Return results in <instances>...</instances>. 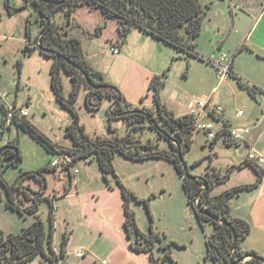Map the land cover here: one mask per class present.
<instances>
[{"label": "rangeland", "instance_id": "rangeland-1", "mask_svg": "<svg viewBox=\"0 0 264 264\" xmlns=\"http://www.w3.org/2000/svg\"><path fill=\"white\" fill-rule=\"evenodd\" d=\"M8 3L17 10L11 11ZM28 19L31 20V43L34 44L40 30L34 1L0 0V149L9 141L15 142L22 155L18 165H10L4 172L10 183H14L21 172L43 169L60 156L58 153H49L43 144L16 123L4 129L2 104L26 108L27 118L54 143L68 147L74 144L72 137L67 135L73 114L58 101L51 84L54 58L43 54L38 48H26ZM56 20L81 38L86 59L120 89L130 104L141 101V107H155L150 81L154 75L164 72L165 84L161 87L160 98L164 103L167 102L170 110L176 109V114L186 111L191 99H209L211 90L207 82H197L200 76L205 79L210 75L205 59L190 57L187 64V58L175 46L165 42L159 48L154 36L135 26L128 35L129 45L122 47L118 43L121 41L120 36L118 40L115 39L118 36L115 28L117 21L108 19L100 8L82 5L76 8L71 17L68 18L62 12L57 14ZM98 26L102 27V31L96 33ZM209 33L190 38V41L197 43L196 49L200 54L203 48L209 47ZM112 45L119 48V54L111 51ZM209 49L213 50L211 47ZM214 51L220 52L217 49ZM255 69L258 71L259 67ZM190 73L194 76H190ZM259 78H264V71ZM62 79L65 93L69 95L73 87L71 76L62 70ZM233 80L228 79L222 87V96L228 100L223 104L226 108L225 117L232 123L229 125L231 129L250 127L256 118H261L264 98L260 96L258 102L254 100L255 105L247 90L239 87L233 89L226 83ZM86 88V85L81 87L75 103L85 132L93 138L105 135L115 139L125 136L130 128L129 121L125 118L109 120L108 108L112 101L108 97L103 98L99 109H89L85 101ZM4 94L5 98L2 97ZM213 100L212 104H221ZM239 111L245 113L241 118ZM251 112L254 113L247 118ZM201 121L212 123L216 132L227 130L228 125L224 120L212 114H203ZM138 141V144L145 145L159 143L158 147L171 150L169 141L159 137L157 131L149 126L141 132ZM211 144L204 130L194 131L191 147L183 152L191 174L207 177L212 166L226 171L233 162L239 165L245 161L249 151L244 143L237 146L225 143L224 136L216 149H210ZM113 164L115 173H104L94 153L75 162L77 172L72 175V182L69 171L62 168L46 170L45 182L33 176L26 177L24 185L41 192L39 208L33 213H22L8 206V195L2 186L0 229L5 237L10 233L21 232L38 217L42 218L49 232V199L56 196L52 243L45 244V253L24 264H152L151 253L159 264H215L213 257L208 255L207 246V236L212 233L213 225L209 221L199 222L184 188V177L173 162L158 157L135 160L116 152ZM253 168L236 169L226 182L215 186L213 193L251 181L254 177ZM118 177L133 193L130 208L135 213L140 230L150 235L152 227L159 233L160 239L153 241L151 250L135 248L148 245V242L136 232L129 236L124 226L126 200ZM21 198L23 208L34 202L23 195ZM65 235L68 236L66 244ZM259 240L255 235L250 241L242 240L241 249L246 250L250 242L255 243L261 249L258 250L259 254L264 256V242ZM166 245L171 251V258L166 256ZM78 249L85 252L83 257L77 256ZM54 255L57 256L55 261L51 259Z\"/></svg>", "mask_w": 264, "mask_h": 264}, {"label": "trees", "instance_id": "trees-1", "mask_svg": "<svg viewBox=\"0 0 264 264\" xmlns=\"http://www.w3.org/2000/svg\"><path fill=\"white\" fill-rule=\"evenodd\" d=\"M37 6L38 19L40 21V30L38 36L41 46L54 50L52 52H44L36 41L34 44L28 43L26 48L33 50L38 48L43 54L54 58L51 66L52 88L56 98L62 105L72 112L73 122L67 127V135L72 137L73 146H61L51 141L33 122L27 117L12 119L10 125H6V116L8 107L2 104L5 118L2 127H11L16 123L19 127L27 131L34 139L44 145L49 153L68 154L72 157L73 162L79 158H85L96 153L99 165L104 173H115L113 158L116 152H120L128 158L135 160H143L150 157L166 158L175 164L179 172L184 177V188L196 209V202L199 206L210 213L196 212L199 222L202 224L209 221L213 225V231L207 236L208 255L212 256L215 264H261L264 257L256 251H243L240 243L251 231V225L243 218L236 217L232 214L230 200L234 196L239 195L247 189L257 186L263 179L264 169L261 165L250 162L247 159L238 167L250 165L257 172V180L253 183L234 186L214 194L213 190L217 184L225 182L229 178L232 168H229L225 174L212 166L207 177L193 175L188 177L182 166L179 148L183 152L189 149L193 142L194 131L196 129L195 118L192 114L176 116L170 110L166 103L160 98L161 87L165 84V72L160 75L156 74L151 78L150 89L154 90L155 107H138L130 104L125 100L124 94L120 89L107 81L104 75L97 70L85 57L82 40L79 36L71 33L68 26L59 24L56 16L65 12L67 17H71L79 6L87 5L90 8H100L108 19H114L118 23L119 35L121 42L124 43L133 26L151 34L170 45L175 46L183 52L186 58L203 56L197 51L196 43L190 41V38L197 37L201 34L204 27V20L207 15L208 5L203 4L200 0H33ZM11 11L17 10L11 7ZM102 31V27L98 26L96 33ZM27 35L31 38V20L27 21ZM37 36V38H38ZM36 38V40H37ZM62 70L71 76L72 89L69 95H66L64 82L62 79ZM88 76L91 82H96L103 87L96 88L93 84L87 82ZM233 77L237 78L241 87L246 89L253 97H256L257 88L250 86L233 72ZM83 85L89 88L86 96V104L91 110L99 109L102 106L103 98L108 97L112 104L108 108V118H125L129 121V131L123 136H117L115 139L107 136L90 137L80 123L76 100L79 91ZM151 127L157 131L161 138L169 141L171 150L158 147L155 145L138 144L141 132L146 127ZM143 129V130H142ZM230 130H222L218 132V138L212 143L213 146L218 144L223 135H227L225 142L229 145L236 144L229 137ZM137 135V136H136ZM140 135V136H139ZM0 157V200L3 197L2 186L8 195L7 205L19 210L20 212L33 213L39 208L38 201L41 199L40 191H34L29 185H24L23 181L26 177H36L41 181H46L44 172L46 170H57L51 166V162L47 167L34 171H23L14 183H10L4 176L5 170L10 165H18L22 161V155H16L19 146L15 142L9 141ZM148 148L143 150V148ZM9 154V156H7ZM14 160L5 164L4 160L12 158ZM70 174V182L73 181V174ZM118 181L122 187L125 197V213L126 218L124 226L129 236L136 232L139 237H143L148 245L135 247L137 249H150V245L155 240H159V233L155 232L151 227V234L146 235L137 225L134 211L130 208V197L133 193L126 188L118 177ZM72 184V183H71ZM202 192V193H201ZM201 195L198 197V195ZM23 195L26 198L34 200L32 205L22 207L21 203ZM56 196L50 198L51 210L50 221L51 230L46 231V226L41 217H38L31 225L23 228L19 233H10L4 236L0 229V264H24L26 261L33 259L41 253H45V244L51 245L53 240V228L56 218L55 213ZM148 207V204H147ZM225 222V223H223ZM235 235L238 237L234 257H231V247L234 243ZM68 236L64 237L66 244ZM166 249V256L171 258V251ZM255 255L243 262L236 263L237 260L246 255ZM57 256L51 259L56 260ZM152 264H159L151 253Z\"/></svg>", "mask_w": 264, "mask_h": 264}, {"label": "crops", "instance_id": "crops-1", "mask_svg": "<svg viewBox=\"0 0 264 264\" xmlns=\"http://www.w3.org/2000/svg\"><path fill=\"white\" fill-rule=\"evenodd\" d=\"M200 1L203 4L208 5L207 15L204 20V27L201 34L205 35L206 33H208V31H210L208 35L209 37L208 42H209V47H211L213 50L211 51L209 47L203 48V50H201L202 52L201 55L203 56V59H205L206 62L207 60L210 62V64H208V62L207 63L205 62V65L209 69L210 75H208V77H205V79H202L203 77L200 76V79H197V82H207V85L211 90L210 96L208 98H210L211 101L214 99L215 101L214 100L213 101L215 103H217L216 100L218 102H221L223 106V112L221 116L215 115L214 113H209L207 111L202 113V115L205 113H209L210 115L212 114L215 117L223 119L224 122L228 125L227 129L229 128L228 130H231L229 125H231L232 123L230 122L228 117H225L226 108L223 105L226 104L228 100L226 97L222 96L223 95L222 87L225 84L224 82L227 81L228 79L227 80L218 79L216 75V67L214 66L212 61L219 60L220 58L219 56L223 52H226L229 55V57L231 56L230 58L233 59L232 71L237 76L241 77L242 80L246 82L248 85L255 86L257 88L256 97H253L249 93L253 102L254 100L258 102L260 96L264 98V78L258 79V77H262V73L264 71V0H200ZM115 25H116L115 26L116 33L118 35L115 39L118 40L120 36L118 30V24ZM112 40L115 41L113 38ZM155 40L158 42L159 48H162L163 47L162 44L165 42L157 38H155ZM118 43H120V45L122 44V47L123 45H129V36L125 39L124 43H122L121 41H119ZM215 49H217L220 52L216 53L214 51ZM186 61L188 64V62H190V59L188 60L187 58ZM255 67H259V70L257 71ZM259 73H261V75ZM190 76L193 77L194 74L190 73ZM230 78H233L234 80L228 81L226 83L231 85L233 89L239 87L242 90H246L240 86L237 78L233 76ZM105 79L109 81L107 77H105ZM220 90L221 92L219 94ZM194 99H191L188 102L186 111H180V113L178 114H176V109H172V111L174 112V114H176V116L190 113V105L191 102L194 101ZM131 104L134 106L141 107V101L131 102ZM252 113L254 112H251L247 118H249ZM261 113H262L261 118L260 117L256 118L253 121V123L250 122L252 123V125H249L250 127L245 125L246 127L244 128L248 130L244 131L243 141L241 143H244L245 146H247L248 150L254 149L256 151L264 153V109L262 110ZM243 115H245V113ZM241 116H239V118H241ZM223 136L225 142V140L227 139V135H223ZM261 142H263V144H261ZM256 145L260 146V148L257 149ZM236 164L237 163L233 162L232 166H229L227 168V170L229 168H232V171L229 174V178L231 176V173H233L236 169L242 170L243 168L247 169V167H251L250 165H244L243 167H238L241 163L239 165ZM215 167L218 168L222 172V174H225L227 172V170L223 171V168H219L217 166ZM261 167H263L264 169V166ZM253 170H254L253 179L243 184L253 183L257 180L258 172L255 168H253ZM243 184H238V185H243ZM230 205H231L232 214L234 216L245 219L251 225V231L244 240L250 241V239H252V237L255 235L258 237V239H260L259 241L264 242V176L262 181L257 186L251 189L244 190L239 195L231 198ZM248 246H249L248 249L246 250L243 249V251H256L259 253L258 250H261L259 249L260 247H257L255 245V243L251 244L250 242Z\"/></svg>", "mask_w": 264, "mask_h": 264}, {"label": "built area", "instance_id": "built-area-1", "mask_svg": "<svg viewBox=\"0 0 264 264\" xmlns=\"http://www.w3.org/2000/svg\"><path fill=\"white\" fill-rule=\"evenodd\" d=\"M111 50L113 53L117 54L120 52L119 48L115 45L111 46ZM214 66L216 67V75L219 80H227L233 76L232 71V62L233 59L229 57L226 52H223L220 55L219 60L212 61ZM2 97H6V95H2ZM205 111L209 113H214L215 115L221 116L223 112V107L219 104H212L211 99L204 98H195L190 105V114H192L195 118L196 129L204 130L207 135V140L209 142H213L218 138V132L214 130V125L212 123H204L201 121L202 113ZM243 114L242 111H239V116ZM28 116V110L23 107H17L15 104L8 106V113L6 116V125H10L11 121L15 117L24 118ZM248 129L244 127H236L230 130L229 137L237 143H241L243 141V133ZM59 158H55L51 161V166L56 168H62L63 170H68L71 174L77 172L74 168V162L70 155L68 154H59ZM247 160L258 165L264 166V153L256 151L254 149H249L247 154ZM198 204V201L196 202ZM78 257H83L85 252L82 249H78L76 251ZM264 257V256H263ZM261 264H264V259Z\"/></svg>", "mask_w": 264, "mask_h": 264}, {"label": "water", "instance_id": "water-1", "mask_svg": "<svg viewBox=\"0 0 264 264\" xmlns=\"http://www.w3.org/2000/svg\"><path fill=\"white\" fill-rule=\"evenodd\" d=\"M38 13H40V8H39ZM39 38H40V36H38V38H37V40H36V44H37V46H39V48H40L42 51H44V52H52V53H55L54 50H51V49H48V48H44L43 46H41V43H40V41H39ZM86 77H87L88 82L92 84L90 78H89L88 76H86ZM103 86H104V85H96L95 87L100 88V87H103ZM234 145H236V144L234 143ZM217 146H218V144H216L215 146H213V145L211 144V145L209 146V148H210V149H216ZM6 147H8V145H4V146H2V148L0 149V157L2 156V153H3V151H4V149H5ZM147 149H148V148H145V147L143 148V150H147ZM18 153H19V150H17L16 155H17ZM179 156H180V160H181L182 166H183V168H184V170H185V173L187 174L188 177H191L192 174L190 173V171H189V169H188V167H187V165H186V162L184 161L183 154H182V151H181L180 148H179ZM14 158H15V156H13L12 158H8V159L4 160L5 164H8L9 162L13 161ZM201 193H202V192H201ZM201 193L198 195V197L201 195ZM195 210H196V212H203V213H207V214L210 215V213L207 212L206 210H204L203 208H201V206H199V204H196V209H195ZM223 223H225V222H223ZM237 243H238V237L235 235L234 243H233V246L231 247V257H232V258L234 257V251L236 250ZM251 257H255V255H252V254H251V255H246V256H244L243 258L237 260L236 263L243 262L244 260L249 259V258H251ZM56 263H57V262H56ZM56 263H55V264H56Z\"/></svg>", "mask_w": 264, "mask_h": 264}, {"label": "flooded vegetation", "instance_id": "flooded-vegetation-1", "mask_svg": "<svg viewBox=\"0 0 264 264\" xmlns=\"http://www.w3.org/2000/svg\"><path fill=\"white\" fill-rule=\"evenodd\" d=\"M38 8H41V5H40ZM36 10H37V6H36ZM27 40H28L27 44H28V43H31V38H28ZM87 82H88V80H87ZM88 83H89V82H88ZM92 84H93L94 86L99 85V84H97L96 82H94V83L92 82ZM86 87H87V85H86ZM96 88H97V87H96ZM86 89H87V91H88L89 88L87 87ZM86 96H87V93H86ZM85 101H86V99H85ZM7 156H9V154H8Z\"/></svg>", "mask_w": 264, "mask_h": 264}]
</instances>
